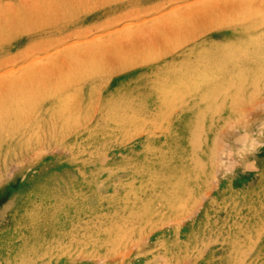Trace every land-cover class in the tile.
Returning a JSON list of instances; mask_svg holds the SVG:
<instances>
[{
  "label": "rangeland",
  "instance_id": "1",
  "mask_svg": "<svg viewBox=\"0 0 264 264\" xmlns=\"http://www.w3.org/2000/svg\"><path fill=\"white\" fill-rule=\"evenodd\" d=\"M261 106L264 0H0V264H264Z\"/></svg>",
  "mask_w": 264,
  "mask_h": 264
},
{
  "label": "clouds",
  "instance_id": "2",
  "mask_svg": "<svg viewBox=\"0 0 264 264\" xmlns=\"http://www.w3.org/2000/svg\"><path fill=\"white\" fill-rule=\"evenodd\" d=\"M257 110H264V106H261V108H258ZM243 121H238L235 123H230L225 125V132L226 133H233L236 131L242 130L244 127ZM261 126L264 127V122H261ZM264 136V134H262ZM241 140L244 141V144L240 150H237L233 155L235 157L236 163L233 164L231 171L228 169V159L226 154L227 144L224 140V137H219L217 141V152L215 155V161L216 166L218 168V173H222L224 176H227L231 174L234 171V168L238 165H240L242 162L247 163H254L252 161H246L245 156L247 154L254 153L257 151V149L264 145V142H261L260 139H257V137L249 135L247 133H244L242 137H237V142H240ZM243 164V163H242ZM245 171L248 170H254L250 168H244Z\"/></svg>",
  "mask_w": 264,
  "mask_h": 264
}]
</instances>
